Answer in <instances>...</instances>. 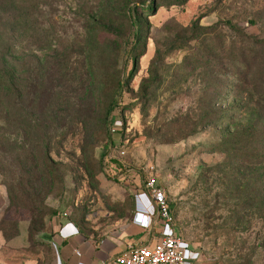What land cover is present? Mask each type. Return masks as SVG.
<instances>
[{
  "label": "rangeland",
  "instance_id": "rangeland-1",
  "mask_svg": "<svg viewBox=\"0 0 264 264\" xmlns=\"http://www.w3.org/2000/svg\"><path fill=\"white\" fill-rule=\"evenodd\" d=\"M4 63L0 264H52L53 217L116 232L149 172L190 264H264V0H0Z\"/></svg>",
  "mask_w": 264,
  "mask_h": 264
},
{
  "label": "crops",
  "instance_id": "crops-1",
  "mask_svg": "<svg viewBox=\"0 0 264 264\" xmlns=\"http://www.w3.org/2000/svg\"><path fill=\"white\" fill-rule=\"evenodd\" d=\"M144 194L138 196L139 207L136 213L150 217L153 214V206L149 203L150 200H147V194ZM134 216L116 232L99 238L84 233L76 222L67 216L53 217L46 230L40 234V239L54 253L52 264H107L124 254L128 247L151 245L163 233L170 232L169 227L162 221L153 222L152 227L145 230L134 223ZM171 230L174 231L173 228ZM44 235L49 239L43 240Z\"/></svg>",
  "mask_w": 264,
  "mask_h": 264
},
{
  "label": "built area",
  "instance_id": "built-area-1",
  "mask_svg": "<svg viewBox=\"0 0 264 264\" xmlns=\"http://www.w3.org/2000/svg\"><path fill=\"white\" fill-rule=\"evenodd\" d=\"M133 178V176L131 177ZM144 190L153 206V214L145 216L136 213L134 223L145 230H149L153 222L162 221L170 232H165L153 244L148 246H130L128 250L109 261L107 264H190L188 245L173 230L174 218L167 201L166 193L156 179L145 175ZM79 256V254L77 253Z\"/></svg>",
  "mask_w": 264,
  "mask_h": 264
},
{
  "label": "trees",
  "instance_id": "trees-1",
  "mask_svg": "<svg viewBox=\"0 0 264 264\" xmlns=\"http://www.w3.org/2000/svg\"><path fill=\"white\" fill-rule=\"evenodd\" d=\"M137 40V36L134 35V42ZM10 72H13V75L10 74ZM17 69L12 66L11 63H4L1 66L0 69V110L6 111L10 109V111H16V113L19 115L20 120V101L22 95L20 94V78L16 75ZM42 94L35 91V93H32L30 95L31 100L27 99L28 105L34 106H41V103H39V100L41 98ZM4 106V107H3ZM44 108V105L42 106ZM42 113V112H41ZM8 116V115H7ZM6 116V117H7ZM6 117L4 120L7 122ZM10 120V117L9 119ZM20 125V124H19ZM110 144V143H109ZM112 145L110 144V147ZM113 163L120 167V164L118 161H113ZM35 226H30L28 230L29 236H31L34 232H37V229Z\"/></svg>",
  "mask_w": 264,
  "mask_h": 264
}]
</instances>
